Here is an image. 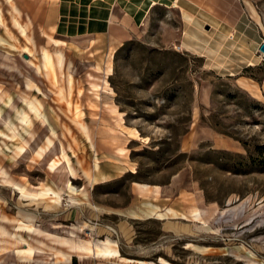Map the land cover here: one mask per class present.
I'll return each mask as SVG.
<instances>
[{
    "label": "rangeland",
    "instance_id": "obj_1",
    "mask_svg": "<svg viewBox=\"0 0 264 264\" xmlns=\"http://www.w3.org/2000/svg\"><path fill=\"white\" fill-rule=\"evenodd\" d=\"M251 1L264 15V0ZM11 6L22 19L16 3ZM164 19L162 12L156 13L153 21L145 22L141 31L111 51L105 63L69 57L73 77L68 83L66 69L57 88L49 76L42 77L29 67L23 56L9 52L11 59L6 60L8 52L0 47V99L8 96L4 105L0 100V113L12 101L19 106L16 114L10 111L11 120L0 121V215L18 220L14 226L0 221L13 234L0 237V251H23L15 258L1 254L0 264L18 258L19 264H264V91L251 95L235 79L211 70L202 56L165 45L160 23ZM29 38L33 41L32 34ZM34 65L40 71L54 69L48 55ZM263 73L240 71L259 81ZM28 80L38 85L51 110L31 101L23 105L20 96L33 94ZM24 107L44 127H36L35 135L30 132V141L17 126L32 128ZM43 116L56 134L43 123ZM134 130L136 139L129 134ZM187 134L190 142L185 146L182 139ZM26 145L27 151L19 154L18 147ZM86 155L116 157L137 173L134 180L143 183L165 182L182 173L180 185L200 190L212 207L209 214L204 212L205 232L163 237L128 249L122 243L123 257L119 252L118 257L107 259L72 253L44 233L36 234L32 227L39 225L62 236L79 226L75 240L106 241L91 228L85 229L88 226L80 218L77 223L69 221L68 214L77 203L68 197L63 200V194L73 190L72 156L77 160ZM10 181L30 193L15 190ZM20 199L51 210L62 204L65 221L43 211L37 223L22 220ZM112 235L109 240L119 251L115 231ZM25 246L42 253L29 260ZM55 250L70 255V261L59 258ZM73 255L79 259L72 260Z\"/></svg>",
    "mask_w": 264,
    "mask_h": 264
},
{
    "label": "crops",
    "instance_id": "obj_2",
    "mask_svg": "<svg viewBox=\"0 0 264 264\" xmlns=\"http://www.w3.org/2000/svg\"><path fill=\"white\" fill-rule=\"evenodd\" d=\"M12 2L20 9L22 19L14 12ZM158 12L165 15V19L160 20L161 41L165 45L202 56L211 70L235 79L251 95L264 91V73L260 81L240 74L243 70H264V54L260 52L264 44V15L251 0H0V47L8 52L6 60L10 61V53L23 56L29 67L42 77L49 76L57 88L58 78L66 77V69L67 80L69 76L73 77L72 65H67L69 57L77 61L105 63L111 51L115 52V48L124 45L132 33L141 31L145 22L153 21ZM25 22H29L26 28ZM175 22L178 25L175 26ZM28 50L32 59H28L31 58ZM46 55L53 63V70L40 71L31 64H40ZM28 84L32 85L28 88L33 94L20 96L23 105L31 101L42 110H51L52 106L41 96L38 85L31 80L27 81ZM7 99L5 94L0 99L2 105ZM18 109L16 102L12 101L0 121L2 118L11 120ZM24 110L32 120V128L17 126L21 135L22 132L29 135L26 141H30L29 133L34 134L36 127L42 130L44 127L28 107ZM82 140L91 141L85 137ZM189 142L187 134L182 144L187 146ZM74 159L76 157L72 156L74 175L70 180L73 190L64 193L63 200L68 197L77 205L68 214V219L77 223L80 218L88 226L85 229L91 228L89 230L102 240L113 237L112 231H115L121 256L123 250L119 244L122 243L128 249L163 237H193L205 232L207 215L204 212L209 214L212 207L207 205L200 190L192 191L180 185L182 173L165 182L143 183L134 180L137 173L116 157L86 155L78 158L79 161ZM66 164L71 173L67 161ZM86 171L90 173L89 178L84 175ZM20 200L22 220L32 219L37 223L44 215L43 211L65 221L62 204L51 210ZM2 217L7 218L0 215V221L9 224L12 221V226L18 223L16 218L4 220ZM1 228L7 234L0 230V237H13L0 225ZM43 228L38 226L46 236L69 239H74L79 231V226H72L67 236H62ZM3 253L17 257V252L0 251V256ZM73 257L79 259L77 255H73L72 260ZM18 261L21 260L18 258L9 264H19Z\"/></svg>",
    "mask_w": 264,
    "mask_h": 264
},
{
    "label": "bare ground",
    "instance_id": "obj_3",
    "mask_svg": "<svg viewBox=\"0 0 264 264\" xmlns=\"http://www.w3.org/2000/svg\"><path fill=\"white\" fill-rule=\"evenodd\" d=\"M61 57H62V55H60L59 56V65H61ZM31 64L33 65V66H35L37 69H39V67L38 66H36V65H34V63L33 62H31ZM69 67V66H68ZM67 67V68H68ZM72 68V67H71ZM70 69V68H69ZM40 70V69H39ZM70 75V74H69ZM71 78H72V76H69L68 77V83L70 82V80H71ZM35 86V85H34ZM28 87L29 88H32V85L31 84H28ZM35 90H36V88H35ZM65 98L67 99V94H66V96H65ZM10 105V104H9ZM8 105V106H9ZM115 112V111H114ZM4 113V112H3ZM3 113H0V118L2 117V115H3ZM43 120V123H47V124H49L48 126H49V129L54 133V134H56V130H55V128L52 126V125H50L51 123H49V120L47 119V117L46 116H43V118H42ZM123 123V122H122ZM10 124H11V122H10ZM42 124V123H41ZM81 125V124H80ZM83 129V128H82ZM84 131H85V129H83ZM130 134V136L133 138H137L138 137V133L134 130V131H132V132H130L129 133ZM34 137V136H33ZM36 137V136H35ZM32 138V137H31ZM133 138V139H134ZM33 141H34V139H33ZM34 143V142H33ZM27 144V143H26ZM26 147H27V145L25 146V147H18V153L19 154H24V152L25 151H27L26 150ZM38 148V147H37ZM122 152H124L123 150H121ZM31 152V151H30ZM27 154V153H26ZM31 154V153H30ZM120 155L121 156H124L125 154H123V153H120ZM1 168V167H0ZM84 175H86V177L87 178H89L90 177V173L89 172H85V174ZM11 179V178H10ZM11 185H13V187H14V189L15 190H19V191H22V192H24L26 195L27 194H29L30 193V190L29 189H24L23 187H21V185H19V184H16V183H13L12 181H10L9 182ZM12 188V187H11ZM59 193V192H58ZM3 218V217H2ZM4 220H8L7 218H3ZM12 220H14V219H12ZM33 221H31V223H32ZM11 224H12V221H11ZM13 225V224H12ZM30 225V224H29ZM32 227V226H31ZM32 231L33 232H35L36 234H39V235H41V234H43V232L41 231V230H38V229H35L34 227H32ZM1 230V233H3V234H7V232L3 229V228H1L0 229ZM1 235V234H0ZM10 235H11V233H10ZM9 235V236H10ZM47 235V234H46ZM47 237V236H46ZM49 237L55 242V243H58L60 246H62V247H67V249H69V251L70 252H72V253H77V254H79V255H87V256H97V257H100V258H104V259H107V258H115V257H118L119 256V251L118 250H115L114 249V242H112L111 240H109V239H107L106 241H104V242H100V243H91V241H87V240H75V239H69V238H66V237H59V236H53V235H49ZM82 238V237H81ZM17 241V240H16ZM20 242V241H19ZM37 248H39V247H37ZM42 249H43V247H42ZM54 250V249H53ZM37 251H41V249H36V248H34V246L33 247H28L25 251H24V253L25 254H30L31 255V257H30V259L29 260H32L33 259V257L36 255V253H37ZM47 251V250H46ZM55 251H57L56 253H57V256L59 257V258H61L62 260H66V261H70V255H67L66 253H64V252H61L60 250L58 251V250H55ZM45 252V251H44ZM48 252H49V250H48ZM53 252V251H52ZM23 253V251H21V250H18L17 251V254H18V256H19V254H22ZM42 253V252H41ZM54 254V253H53ZM94 256V257H95ZM82 257V256H81ZM247 257V256H246ZM29 260H26V261H29Z\"/></svg>",
    "mask_w": 264,
    "mask_h": 264
},
{
    "label": "water",
    "instance_id": "obj_4",
    "mask_svg": "<svg viewBox=\"0 0 264 264\" xmlns=\"http://www.w3.org/2000/svg\"><path fill=\"white\" fill-rule=\"evenodd\" d=\"M260 52L264 54V44L260 47Z\"/></svg>",
    "mask_w": 264,
    "mask_h": 264
}]
</instances>
